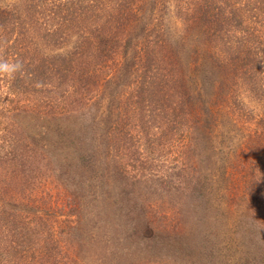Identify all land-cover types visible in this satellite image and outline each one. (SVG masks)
Instances as JSON below:
<instances>
[{
  "label": "trees",
  "instance_id": "obj_1",
  "mask_svg": "<svg viewBox=\"0 0 264 264\" xmlns=\"http://www.w3.org/2000/svg\"><path fill=\"white\" fill-rule=\"evenodd\" d=\"M251 232L264 0H0V264H264Z\"/></svg>",
  "mask_w": 264,
  "mask_h": 264
},
{
  "label": "rangeland",
  "instance_id": "obj_2",
  "mask_svg": "<svg viewBox=\"0 0 264 264\" xmlns=\"http://www.w3.org/2000/svg\"><path fill=\"white\" fill-rule=\"evenodd\" d=\"M132 193V192H131ZM150 210L153 214H163V213H172L176 210V208H178V201L176 200H171L169 199L167 196L164 197L163 201L160 202V200L158 198H154L153 200H150ZM195 222H196V225L198 224L199 221H196L195 218L191 217V215H188L187 216V219H186V223H187V226L190 228V230L192 232H195L194 231V225H195ZM228 223V221H226L224 224H223V227ZM195 225V227H196ZM232 227V226H231ZM216 230L218 232H221L222 229L221 227H217ZM251 235H253V239L258 241V242H264L262 241L259 237H256L255 234L253 232H251Z\"/></svg>",
  "mask_w": 264,
  "mask_h": 264
}]
</instances>
